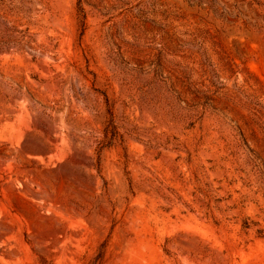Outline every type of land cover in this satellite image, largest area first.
<instances>
[{
  "label": "rangeland",
  "instance_id": "rangeland-1",
  "mask_svg": "<svg viewBox=\"0 0 264 264\" xmlns=\"http://www.w3.org/2000/svg\"><path fill=\"white\" fill-rule=\"evenodd\" d=\"M0 264H264V0H0Z\"/></svg>",
  "mask_w": 264,
  "mask_h": 264
}]
</instances>
